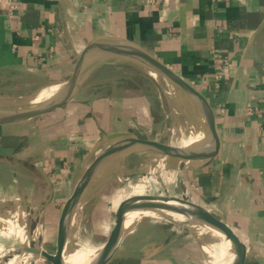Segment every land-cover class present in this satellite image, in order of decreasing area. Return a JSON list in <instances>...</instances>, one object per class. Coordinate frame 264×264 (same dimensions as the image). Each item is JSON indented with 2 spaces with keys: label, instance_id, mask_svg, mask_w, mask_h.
<instances>
[{
  "label": "crops",
  "instance_id": "1",
  "mask_svg": "<svg viewBox=\"0 0 264 264\" xmlns=\"http://www.w3.org/2000/svg\"><path fill=\"white\" fill-rule=\"evenodd\" d=\"M97 37L145 49L191 86L213 122L208 165L171 173L173 194L132 192L205 207L244 244V264H264V0H0V108L65 86ZM90 81L76 102L0 125V264H53L34 250L57 258L63 211L99 141L133 132L121 124L141 118L136 91L94 93ZM148 224L136 220L106 264H208L190 229ZM66 261L86 264L72 252Z\"/></svg>",
  "mask_w": 264,
  "mask_h": 264
},
{
  "label": "water",
  "instance_id": "2",
  "mask_svg": "<svg viewBox=\"0 0 264 264\" xmlns=\"http://www.w3.org/2000/svg\"><path fill=\"white\" fill-rule=\"evenodd\" d=\"M126 65L148 73L155 79L168 99L171 94L166 88L170 87L180 98L181 102L178 100L180 106L195 133L191 136L190 144L184 149H177L165 144L160 145L157 141L142 139L133 132H115L103 137L99 144H107L108 148L82 176L72 199L63 211L59 225L57 258L44 250H34L53 264H67L66 256L73 248V220L87 196L107 170L116 169L133 154H144L151 157L152 163L161 170H173L179 173L202 168L208 165L214 157L213 122L202 108L199 98L191 86L142 47L111 37H97L91 40L79 58L74 77L56 92L35 101L0 108V125L31 120L76 102L77 97L91 86L90 80L98 71L106 67ZM106 176L102 187H106L116 174L112 172ZM136 216H160L179 224L182 222H179L175 217H183L189 221L188 224L182 223L186 228H189L191 224L203 226L227 242L230 249L228 264H244L246 255L244 244L223 220L199 204L173 196L137 197L128 202L117 214L106 242L91 256L87 264L109 262L115 255L123 235L135 222L133 219ZM26 250L33 251L29 245Z\"/></svg>",
  "mask_w": 264,
  "mask_h": 264
},
{
  "label": "rangeland",
  "instance_id": "3",
  "mask_svg": "<svg viewBox=\"0 0 264 264\" xmlns=\"http://www.w3.org/2000/svg\"><path fill=\"white\" fill-rule=\"evenodd\" d=\"M110 78L114 79L115 82L109 86H103L104 81ZM91 80L92 82L100 84H95V88H93L94 93L97 91L98 93L106 91V93L116 94L119 88H130L132 93L136 91L141 98L145 99V102L139 104L143 108L140 112L138 111V114H142L141 118H138L137 115V118L129 119L128 121H131V123L128 127L121 124L123 128L136 132L140 138L148 141H157L160 145H175L195 133V130L190 127L187 117L184 115L183 109L180 106V98L177 97L174 100V97L169 96L168 99L155 79L148 73L133 66L126 65L122 67H111L110 69L100 71L98 74L93 75ZM135 105L137 106L138 104ZM128 106L135 108L133 104ZM177 110L181 111L185 120L179 116V113L177 114ZM145 111L147 112V116L145 117L144 115L143 117V112ZM117 113L118 110H116ZM107 148L108 145L105 144L96 151L88 166L94 164L95 160ZM152 161L153 159L151 157L145 156L144 154H133L127 157L116 169L107 170L105 175L94 186L93 191L87 196L77 214L78 222L76 227L72 229V242L74 241V237L79 235L82 241L100 247L108 237L105 231L112 227L119 211L128 202L139 196L136 192H132L135 187L145 186L147 188L146 191L140 194H173L174 187L171 182L173 179L169 175L176 171L161 170ZM112 172H115L116 176L112 178L106 187H102L103 182L107 178L106 175ZM162 180L165 182L163 183ZM181 188L183 189L184 187ZM120 196L122 198L117 202ZM139 217L141 216H136L133 220L136 221ZM175 218L183 224L189 223L183 217L176 216ZM141 219L149 222L150 226L153 224L164 228L169 226L173 230H180L181 234V230L190 229L197 243L205 250L209 261L208 264H215L218 258L216 252L222 245L221 237L215 232L197 224H191L189 228H186L182 223H174L160 216L139 218V220ZM228 252L230 253V249H228ZM213 253L214 255H212ZM223 261L220 260L222 264Z\"/></svg>",
  "mask_w": 264,
  "mask_h": 264
},
{
  "label": "bare ground",
  "instance_id": "4",
  "mask_svg": "<svg viewBox=\"0 0 264 264\" xmlns=\"http://www.w3.org/2000/svg\"><path fill=\"white\" fill-rule=\"evenodd\" d=\"M166 89L171 94V96L174 97V100H176L177 96L174 93V91L170 87H167ZM50 94H51V92L44 95V96L46 97L47 95H50ZM178 113H179V116L181 118H184L180 110H177V114ZM184 120H185V118H184ZM189 141H190L189 138H185L179 144H175V145L173 144L170 146L175 147L177 149H184L185 147H187L189 145ZM89 169H90V166L87 165L83 171L82 176H84L88 172ZM130 224H131V222H130ZM221 242H222V245L220 246L219 250L216 252V254H217L216 256H218V258H217L215 264H222L220 262V260H222V261L224 260L223 264H228L229 256H230V253L228 252L229 246L225 240H221ZM73 245L74 246H73L71 252L77 256L78 260L81 263H86V264L89 261V259L91 258V256L99 250V247L82 241V239L79 237V235H76L74 237ZM91 245H92V248H91ZM77 246H79V247H77ZM212 255H214V253Z\"/></svg>",
  "mask_w": 264,
  "mask_h": 264
}]
</instances>
